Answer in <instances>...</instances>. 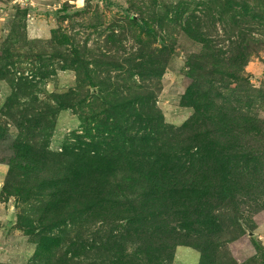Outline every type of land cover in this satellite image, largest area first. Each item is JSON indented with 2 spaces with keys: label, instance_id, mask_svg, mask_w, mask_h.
I'll return each mask as SVG.
<instances>
[{
  "label": "rangeland",
  "instance_id": "374dc122",
  "mask_svg": "<svg viewBox=\"0 0 264 264\" xmlns=\"http://www.w3.org/2000/svg\"><path fill=\"white\" fill-rule=\"evenodd\" d=\"M0 166V264H264V0H0Z\"/></svg>",
  "mask_w": 264,
  "mask_h": 264
},
{
  "label": "trees",
  "instance_id": "16d2710c",
  "mask_svg": "<svg viewBox=\"0 0 264 264\" xmlns=\"http://www.w3.org/2000/svg\"><path fill=\"white\" fill-rule=\"evenodd\" d=\"M197 117L196 116H194V117H191V118H189V120L182 126V128L180 129V130H178V131H187L188 132V135H189V132L191 131V130H194L195 128H194V121H196L197 119H196ZM187 138V137H186ZM191 140V142L192 141H194L195 143H197L198 142V138L197 137H193V138H190Z\"/></svg>",
  "mask_w": 264,
  "mask_h": 264
},
{
  "label": "crops",
  "instance_id": "0c3cea01",
  "mask_svg": "<svg viewBox=\"0 0 264 264\" xmlns=\"http://www.w3.org/2000/svg\"><path fill=\"white\" fill-rule=\"evenodd\" d=\"M0 167H1V170H0V173H1L0 174V179H1L2 178V173H3L4 169L2 168V166H0ZM3 215L5 216V217H3V219H5V218L7 219L8 216L5 214V211H3Z\"/></svg>",
  "mask_w": 264,
  "mask_h": 264
},
{
  "label": "water",
  "instance_id": "95a60500",
  "mask_svg": "<svg viewBox=\"0 0 264 264\" xmlns=\"http://www.w3.org/2000/svg\"><path fill=\"white\" fill-rule=\"evenodd\" d=\"M248 235H251V233H249Z\"/></svg>",
  "mask_w": 264,
  "mask_h": 264
}]
</instances>
